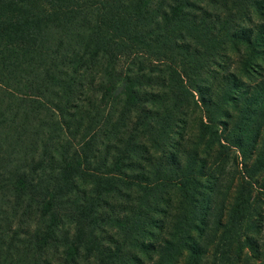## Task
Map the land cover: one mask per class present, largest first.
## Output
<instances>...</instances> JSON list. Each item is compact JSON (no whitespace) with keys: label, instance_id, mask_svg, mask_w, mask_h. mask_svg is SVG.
Returning <instances> with one entry per match:
<instances>
[{"label":"trees","instance_id":"1","mask_svg":"<svg viewBox=\"0 0 264 264\" xmlns=\"http://www.w3.org/2000/svg\"><path fill=\"white\" fill-rule=\"evenodd\" d=\"M261 194L264 0H0V264H264Z\"/></svg>","mask_w":264,"mask_h":264},{"label":"rangeland","instance_id":"2","mask_svg":"<svg viewBox=\"0 0 264 264\" xmlns=\"http://www.w3.org/2000/svg\"><path fill=\"white\" fill-rule=\"evenodd\" d=\"M232 64H233L234 66H235V65H238V61H237V59H233V60H232ZM235 151H236V150H235ZM235 153L238 155V152H237V151H236ZM261 198H264V194H263V195L261 194Z\"/></svg>","mask_w":264,"mask_h":264}]
</instances>
